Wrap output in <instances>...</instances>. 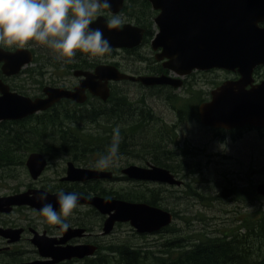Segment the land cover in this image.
<instances>
[{
	"label": "water",
	"instance_id": "95a60500",
	"mask_svg": "<svg viewBox=\"0 0 264 264\" xmlns=\"http://www.w3.org/2000/svg\"><path fill=\"white\" fill-rule=\"evenodd\" d=\"M125 0H109L110 8H104L113 14L122 9ZM152 8L158 11L154 22L158 29L152 40L154 51L163 67L176 72L179 76L192 70L223 69L237 71L241 78L237 82H227L212 92V100L199 108L201 123L209 128L231 130L252 126L264 128V81L247 89L251 85L254 70L264 66V0H148ZM103 16L93 20L91 27L101 28L114 49H132L140 46L144 38L142 29L125 25L115 29L106 27ZM34 54L26 48L14 51L0 46V64L7 76L17 74L23 66L32 63ZM75 76L83 77L74 91L60 88H44V99H31L11 92L9 86L0 79V122L16 121L44 112L63 98L83 103L88 90L92 95L106 101L110 95V81L140 82L145 86L173 85L179 88L168 76L135 77L120 72L110 65H98L94 72L76 71ZM27 168L33 179L45 171L47 160L41 153H32L26 160ZM130 180L152 182L156 184L181 187L184 182L166 168L150 166L144 168L130 165L123 170ZM93 179L111 180L112 173L99 170L77 168L68 163L69 181H87ZM256 192L264 198V183L257 185ZM40 193L48 194V203L59 211L57 194L44 190H34L12 196L0 197V212L10 213L15 206H30L36 210L42 207L36 197ZM72 193V192H64ZM77 194V193H76ZM79 205H89L101 215L106 216L103 233H112L116 223H128L140 235H152L171 226L174 216L170 211L146 203H135L116 198L94 196L92 198L77 194ZM67 231H71L68 228ZM64 232V231H63ZM83 230L68 233L64 240L81 236ZM9 230L0 229V234L8 236ZM66 234V233H65ZM73 234V235H72ZM72 236V237H71ZM64 240L61 242L64 243ZM35 241H38L37 239ZM54 242V241H53ZM43 257L48 262L30 264H58L73 259L93 256V246L53 248V243L45 240L38 243Z\"/></svg>",
	"mask_w": 264,
	"mask_h": 264
},
{
	"label": "flooded vegetation",
	"instance_id": "af4514ba",
	"mask_svg": "<svg viewBox=\"0 0 264 264\" xmlns=\"http://www.w3.org/2000/svg\"><path fill=\"white\" fill-rule=\"evenodd\" d=\"M127 0L124 1L122 9L119 13L113 14L108 10L102 8L98 11L93 20H95L99 16H103L107 19H111L113 16H119L122 20V24L120 27H124L125 25H130L132 27H136L142 29L144 31L145 38V29L136 25L134 19L127 17L122 13L125 9ZM150 3V2H149ZM151 5V4H150ZM151 9L155 12V18L159 14L158 11H155L152 6ZM154 18V19H155ZM156 33L158 31L156 25ZM261 26H264L261 25ZM144 38L140 46L127 49H114L110 54H105L104 57L110 61L108 64H103L98 57L93 58L90 63H98V65H110L116 67L120 72L129 74L135 77L140 76H168L173 79L174 83H180L179 88H175L173 85H156V86H145L140 82H132V81H110L108 83V87L110 88V95L106 101L101 98L92 95L88 90L86 91V97L83 103L76 102L72 99L63 98L57 103H55L51 108L47 111L54 110L55 108H59L65 105H69L75 108L78 114L82 115L83 112L92 111L96 112V106L101 107L102 111L99 112V116L97 119L100 121L99 123H92L89 126L91 129L100 128V124H104L103 121L106 120V123L111 126L116 120L117 123H125L129 124L130 121H139L144 118L145 113L148 114L149 118L152 119L150 126L152 124H156V128H166L171 130L172 132L167 137L172 138L173 135L178 131V126L181 122V116L179 113L181 110L179 106H187L188 109H185L186 116L193 112L196 109L199 118V124L205 127L209 133H211V138L214 141L219 142L222 145H237L239 140L245 138L246 135L255 133L258 138L264 142V128H254L252 126H244L242 128H233L231 130L226 129H216L209 128L204 126L199 117V108L201 105L208 103L212 100V92L216 91L223 84L227 82H237L241 75L235 71L230 72L223 69H210V70H200L195 69L192 70L189 74L184 76H179L176 72L167 70L163 67V62H159L156 59V55L161 52V49L154 51L152 48V43H145ZM152 41V40H151ZM2 47H9L7 45H3L0 43ZM16 50L18 48H27L31 50L34 54V60L31 64L23 66L21 70L12 76H7L2 71V64H0V79L1 81L9 86L10 91L17 93L21 96L28 97L31 99H44V88H60L67 91H74L77 87L80 86L83 77L75 76L76 71H89L94 72V69L98 66L96 65L94 68L81 69L76 67L78 65L79 59H77V55L75 57V62L72 63H64L58 62L54 58L52 60L46 59L44 57L38 58V54L36 49L34 48L31 42L24 46H11ZM146 49L148 52H146ZM129 51H137L139 56H144L146 59L144 61L136 60L133 55L129 54ZM37 62L44 63L46 67L45 73L41 78V83L35 84L34 78L31 75L34 69L37 67ZM46 62V63H45ZM51 63H59L61 68L56 71V69L50 66ZM74 64V65H73ZM77 64V65H76ZM76 65V66H75ZM139 65V66H137ZM52 67V68H50ZM51 70V71H50ZM253 81L251 85L247 87L250 89L253 86H257L264 81V66H259L254 70ZM135 88V92L129 88ZM178 98L184 100L181 104L178 105ZM123 101L124 104L119 105L118 101ZM153 101L156 103H160L165 107V111L169 112V116L157 115L156 112L151 108L149 102ZM132 104V105H131ZM184 104V105H183ZM190 105V107H189ZM181 108V107H180ZM105 110V111H104ZM187 110V111H186ZM115 111V112H114ZM45 112L38 113L42 114ZM133 115V119L132 116ZM35 116V115H34ZM33 117V116H32ZM31 116L23 118L21 120L12 121L11 123H15L16 125H22V123H26L27 120H30ZM187 119V118H186ZM193 121V120H192ZM190 120V122H192ZM89 127V129H90ZM175 137V135H174ZM32 153H41V152H31L28 153L25 159V163L23 165H17L12 168L13 179L8 181H16L19 178V174H16V168L23 167V172L26 174L29 182L25 185H22L21 189L15 191L11 195L21 194L25 192H32L34 190H44L50 194H56L61 191L63 192H72L81 194L84 197L92 198L97 196L93 194V189L95 190L97 185L100 184L103 186L104 183H116V182H136L127 178L126 175L123 174V170L126 167H116L118 163L117 161L113 163L112 166L104 169L97 168L96 166H87L73 162L68 157H53L51 155H45L41 153L47 160V167L45 171L39 176L37 179H33L29 169L26 165V160L28 156ZM122 158V155L120 156ZM120 158V159H121ZM119 159V160H120ZM52 160H62L65 162V166L62 165L60 170H56L54 176L52 177H44L45 173H47L50 168V163ZM73 162L75 167L84 168L90 170H99L106 171L112 173L111 180H103V179H93L87 181H69L65 180L67 177L68 163ZM172 164H175V162ZM139 166V165H138ZM150 166L161 167L159 165H155L152 163V159L148 162H145L141 167L149 168ZM179 178V176H177ZM8 181H0V184H4ZM230 181V179H229ZM135 186L141 191L154 192L155 195L160 197V189L164 188L162 184H156L152 182H136ZM230 183H232L230 181ZM104 187V186H103ZM184 187V184L183 186ZM178 187V188H182ZM177 188V187H175ZM130 189H136L130 188ZM125 189H122L124 191ZM166 190V189H165ZM109 191V190H108ZM113 192V191H111ZM237 201V200H236ZM144 203V202H140ZM147 204V203H146ZM149 205V204H148ZM152 206V205H151ZM34 213L38 216V219L30 218V214ZM73 214L71 217L65 218L66 221L70 224L71 231H64L60 229L58 225H51L46 222V219L39 215L38 211L30 206H15L12 208L10 213H2L0 212V229L9 230L10 233H7L8 236H3L0 234V256L7 255L5 259H0V264H30L34 262H48L49 259L43 257L40 252V248L38 243L41 240H45L48 244L53 243V248H66V247H77V246H93L96 248L94 255L86 257L84 259L78 260L73 259L70 261L61 262L58 264H82L85 261H88L89 258H94L97 253H99L101 247L104 245V240L107 236L104 235L103 230L99 233L97 232V228L91 222L92 216L95 215L96 220L101 219V228H104V223L106 220V216L101 215L97 210L92 208L89 205H80L77 209L73 210ZM18 215V219L14 220L10 218V216ZM121 223H116L113 231L120 227ZM74 230H83V234L81 236H74L68 240H64L65 236L68 233H73ZM132 231H134L132 229ZM135 232V231H134ZM66 233V234H65ZM136 233V232H135ZM73 235V234H72ZM146 237V236H142ZM38 241H35V240ZM64 240V243L61 241ZM107 240V239H106ZM105 240V241H106ZM3 241V242H2ZM54 241V242H53ZM103 241V243L101 242ZM1 242L6 247H1ZM27 245H22L24 243ZM108 245H113L112 243H106ZM22 246L21 250L14 251L13 247ZM103 254H108L101 250ZM112 255V254H111Z\"/></svg>",
	"mask_w": 264,
	"mask_h": 264
},
{
	"label": "trees",
	"instance_id": "16d2710c",
	"mask_svg": "<svg viewBox=\"0 0 264 264\" xmlns=\"http://www.w3.org/2000/svg\"><path fill=\"white\" fill-rule=\"evenodd\" d=\"M122 13L134 19L137 26L145 29L144 42L150 43L156 34L154 26L156 13L152 11L149 1L127 0ZM4 48L7 50L13 49L11 46ZM129 54L139 61L146 59L144 56H139L137 51H129ZM88 55L87 53L78 52L77 59H79V62L75 66L81 69H88L98 65L95 62L90 63ZM42 57L49 60L53 59L49 55L38 56V58ZM50 66L54 67L56 71L61 68L59 63H51ZM48 67L44 63L37 62V67L31 74L35 84L41 83V78ZM183 101L178 98V105ZM118 104L122 105L124 103L120 100ZM179 109H182L179 113L181 121L187 118L191 121L193 120L195 123L199 122L196 109L188 114V116H186V112L184 111L188 109L187 106H179ZM86 111V113L83 112L80 115L75 108L65 105L35 115L30 120H27L26 123H22V125H16L11 122H0V181L12 180V168L17 165H23L27 154L31 152H41L57 158L61 156L68 157L78 164L96 166L100 157L107 154V149L112 143L113 130L117 126L120 127V136L122 137L119 145L120 156L131 155L134 149L149 148L144 151L145 154H164V157L160 160L152 158V163L167 168L178 176L183 170L182 164L174 166L172 162H179L180 158L186 157L189 152L192 153V151H181L180 153L176 151V149H179L177 140L174 137L170 138V136L164 139V133L170 135L172 132L166 128H156L157 137H160V142L158 143L137 144L133 142L135 137L139 135L141 137L143 134L145 136L147 131L151 129L150 123L152 119L146 114L147 112L144 118L139 121H130L129 124L121 122L118 124L115 120L113 125L109 126L106 120H104V124H100V128L89 129L90 124L100 122L97 116H99L98 114L102 111V108L96 106L95 113ZM131 116V119H133V115ZM192 154L195 156L194 152ZM198 165L197 161L189 164L191 173L195 174L199 172ZM227 181L225 191L232 199L247 201L244 198L247 192L251 195L250 199H262L261 196L257 195L256 189L254 190L251 187L238 188L230 183L229 180ZM188 186L190 195L199 196L201 199H204L190 185ZM163 191L164 188H161L160 197L158 198L154 192L150 193L147 190L130 189L124 192H111L98 184L96 189H93V194L101 197H114L129 202H144L163 208L162 202L165 201ZM164 209L172 212L174 217L177 216L173 210ZM173 229V227H168L161 231V233H171L174 232ZM195 237L194 242L187 246L180 243L183 241L181 239L166 241L161 244L163 249L158 252L151 250L153 247H149L147 244L135 246L131 240L127 239L113 243V245L105 244L94 258H89L88 261L82 264H264L263 211L252 213L248 219L243 220L238 228L235 227L228 233L223 231L212 235L203 233ZM101 250L104 252L108 251V254H103Z\"/></svg>",
	"mask_w": 264,
	"mask_h": 264
},
{
	"label": "rangeland",
	"instance_id": "374dc122",
	"mask_svg": "<svg viewBox=\"0 0 264 264\" xmlns=\"http://www.w3.org/2000/svg\"><path fill=\"white\" fill-rule=\"evenodd\" d=\"M0 43L5 45L3 42ZM32 44L38 56L49 55L53 57V51L47 48V46L39 45L35 41H32ZM146 52H148L147 49ZM98 60L103 64L110 62L104 56H99ZM129 88L132 92H135V88ZM149 105L157 115L162 114L163 117H170L169 112L165 111V107L160 103L150 101ZM150 128L145 136L143 134L141 138L139 135L133 139V142L137 144L160 142V137H157L156 124H152ZM167 135L169 134H163L165 136L164 139H167ZM174 135L173 137L179 145V149H176V151L179 153L181 151H192L195 154L194 156L189 152L186 157L180 158L181 160L174 164V166L182 164L183 170L178 176L184 182V187L164 186L166 189L163 191L165 201L162 202V207L173 210L177 215L174 217V222L171 226L174 228V232L142 237L132 231V228L128 224H122L112 231L111 235L107 236V240L105 239L104 243L101 241L104 245L112 242L118 243L127 239L131 240L135 246L147 244L149 247H153L151 250L158 252L163 249L161 244L166 241L181 239L183 241L180 243L187 246L194 242L196 235L203 233L212 235L218 234L220 231L228 233L231 229L238 228L243 220L248 219L252 213L258 211L264 212V198L261 200L250 199L251 195L246 191L247 194L244 198L247 201H236L234 198L232 199V197L228 196L225 191V186L229 179L238 188L251 187L254 190L257 185L264 183V142L255 133L246 135L245 138L237 142V145H222L211 138V133L205 127L194 121L190 122V119H184L180 122L178 131ZM169 148L171 149V147ZM148 149H134L131 155L122 156L117 161L116 167L123 168L128 165L141 166L152 158L160 160L164 157L162 153L145 154L144 151ZM196 161L199 164V172L193 174L191 173L189 164ZM65 164L62 160H52L48 169L49 171L45 173L44 177L54 176L56 170L59 171L62 165L65 166ZM23 171V167L16 168V174H19V178L16 181L0 184V197L13 194L15 191L21 189L22 185L29 182ZM135 184L137 183L132 181H122L113 184L104 183L103 186L109 191H122V189L128 191L134 187L139 190ZM187 185H190L197 193L201 194L204 199H201L199 196L190 195L189 186L187 187ZM72 215L74 216V214ZM94 217L96 216H92L91 222L97 228V232L100 233L103 230L101 228V219L96 220ZM10 218L17 220L18 215L10 216ZM30 218L38 219V216L31 213ZM2 242L1 247H6L7 245L2 244ZM22 245H27V243L25 242ZM21 247L20 245L13 247V249L14 251L21 250L23 249ZM6 257L7 255L4 254L0 256V259L2 260Z\"/></svg>",
	"mask_w": 264,
	"mask_h": 264
},
{
	"label": "clouds",
	"instance_id": "9594fccd",
	"mask_svg": "<svg viewBox=\"0 0 264 264\" xmlns=\"http://www.w3.org/2000/svg\"><path fill=\"white\" fill-rule=\"evenodd\" d=\"M102 8H110L109 0H0V42L8 46H24L35 41L51 49L58 62H75L78 52L89 54L91 61L112 51L111 42L105 38L103 30L91 27ZM121 24V18L113 16L106 22V27L115 29ZM121 141L120 127L117 126L107 154L96 163L97 168H108L121 158ZM36 198L43 202L37 210L39 215L47 223L67 231L70 224L65 218L71 217L73 210L80 207V197L76 193L59 192V211L47 202V193H40Z\"/></svg>",
	"mask_w": 264,
	"mask_h": 264
},
{
	"label": "bare ground",
	"instance_id": "6f19581e",
	"mask_svg": "<svg viewBox=\"0 0 264 264\" xmlns=\"http://www.w3.org/2000/svg\"><path fill=\"white\" fill-rule=\"evenodd\" d=\"M132 105V104H131ZM115 112V111H114ZM79 158V157H78ZM183 186V185H182Z\"/></svg>",
	"mask_w": 264,
	"mask_h": 264
}]
</instances>
